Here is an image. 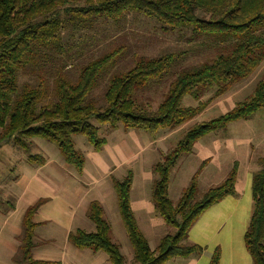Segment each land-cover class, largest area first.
I'll list each match as a JSON object with an SVG mask.
<instances>
[{
    "label": "trees",
    "instance_id": "16d2710c",
    "mask_svg": "<svg viewBox=\"0 0 264 264\" xmlns=\"http://www.w3.org/2000/svg\"><path fill=\"white\" fill-rule=\"evenodd\" d=\"M0 0V149L13 145L27 151L33 139L54 144L62 160L81 173L82 154L74 147L73 136L85 137L94 151L106 143L97 136L99 125L111 123L124 130H142L154 135L159 130L173 131L198 117L217 98L251 77L264 62V0ZM140 14L154 21L163 32H179L187 43H197L216 54L198 65L178 67L186 51L170 52L159 57H137L133 65L110 75L101 103L90 97L101 76L119 60L125 48L103 53L82 65L77 76L60 68L63 21L80 29H92L99 21L119 22L128 14ZM64 15V17L62 16ZM187 34V35H186ZM171 74L162 102L149 110L137 102L139 92L152 82ZM26 80L20 82V78ZM212 92L206 101L202 97ZM196 106H184L185 97ZM264 108V72L251 94L218 117L188 127L153 166L155 180L151 199L157 214L173 232L164 236L151 250L138 229L130 208L132 173L113 180L119 214L133 249L134 264H164L173 257L200 255L204 249L188 241V232L211 206L235 192L238 163L234 162L218 185L197 195V181L207 161L204 160L189 180L175 204L168 198L172 169L182 155L214 131L225 130L239 120H250ZM30 165L42 166L44 158L28 155ZM251 180L252 213L244 233V247L252 264H264V157ZM26 209L14 264H48L31 258L34 246L32 217L43 203ZM86 217L93 232L77 230L68 241L79 249L104 252L110 264H126L124 256L110 236V226L103 209L92 201ZM219 248L214 249L208 264H219Z\"/></svg>",
    "mask_w": 264,
    "mask_h": 264
},
{
    "label": "rangeland",
    "instance_id": "374dc122",
    "mask_svg": "<svg viewBox=\"0 0 264 264\" xmlns=\"http://www.w3.org/2000/svg\"><path fill=\"white\" fill-rule=\"evenodd\" d=\"M81 2L82 0L78 4L81 5ZM62 16L64 17V15ZM61 34L62 52L58 55L54 54L53 58L61 60L60 68L72 79L77 76L78 69L82 65L98 58L103 53L118 48V46L125 48L123 56L101 76L97 86L90 94V97L99 101V103H101L110 75L129 69L137 57L154 58L170 52L186 51L187 54L181 64L172 70L175 72L183 67L198 65L213 58L216 54L213 48L204 49L200 47V44L187 43L184 36L179 32H163L154 21L136 13L128 14L119 22L99 21L90 30L80 29L64 19ZM263 72L264 62L247 80L237 84L229 92L210 102L198 117L176 131L164 132L158 138L156 144L150 140L149 134L147 135L144 132L140 133L141 137L137 138L135 130L123 131L120 126L118 129H112L110 122L99 125L95 120H91V124L97 128V136L104 138L106 145L102 147L99 153H95L85 137L73 136L74 147L84 158V169L81 176L71 166L63 162L54 144L42 139H33L27 151L13 145L2 147L0 149V217L9 216L12 224L17 221L20 225L26 207L36 198L48 195L43 188L36 186V183L27 184L26 186V179L19 183L23 179V175L28 176L30 173L35 175L34 173L38 168V166L28 164V155H38L44 158L45 161L51 160L56 169L60 171L58 173L53 166L51 167L52 172L45 170L46 168L44 169L46 172L50 171L47 174L48 180H56L64 184L63 186L57 185L52 191L51 189L46 190L50 193L49 196L59 189L62 190V187L69 191L67 185L70 184V179L78 185V188L73 191L72 199L75 203L83 193L87 203L92 199H99L100 196L97 193L99 187L107 188V185L111 182V174L120 179L122 176L118 174V171L122 167L134 173L133 188H139V192L136 190L133 195H130L132 211L139 229L147 239L150 248L154 249L165 233L162 234V230L159 229L161 224L164 225V223L152 205L151 192H149L153 180L156 178L152 173L153 165L161 162L163 156L175 146L182 132L188 127L195 123L214 119L232 109L236 103L244 101L251 94ZM172 79V75L168 74L160 80L152 82L146 90L138 93L137 102L154 111L162 102L163 95L167 92ZM25 80L24 77L20 78V82ZM211 96L212 92L206 93L201 100L206 101ZM183 105L196 106L197 103L186 96ZM262 157H264V108L259 110L250 120H239L228 124L225 130L208 134L196 142L189 154L182 155L170 173L168 198L173 204L177 202L192 175L204 160L207 163L198 177V196L202 195L207 189L221 183L233 163L237 162L235 199L241 200V205L245 202L252 204L250 197L251 180L259 169L257 161ZM49 164H51L50 161ZM66 172H72V174ZM78 180H80V183ZM146 184H149V191ZM148 193L149 201L147 202ZM139 195H142L144 200H139ZM53 199L52 204H46L39 209L37 219H57L61 217L58 201ZM106 200L104 214L110 226L111 240L120 247V251L125 255L126 264H134L126 256L125 244L127 243L130 246L131 244L119 214L112 186L111 190L107 192ZM107 210H109L108 213ZM62 216L65 217V215ZM86 221L92 226L91 231H93L94 225L88 219ZM152 224H155L158 228L156 227L157 231L150 235L148 230L152 228ZM166 228L168 232L171 231L168 227ZM114 229L117 231V237L113 233ZM10 231L9 228L1 227L0 224V240L9 238ZM40 232H35L34 246L40 245L44 241ZM42 232L44 235L46 233L51 234L55 237L58 245L62 244L63 230L57 225V220L46 221ZM59 248H62V245ZM57 252L58 255H53L54 257H59L60 252ZM82 254L83 258H86L85 254H89V251H81L80 256Z\"/></svg>",
    "mask_w": 264,
    "mask_h": 264
},
{
    "label": "crops",
    "instance_id": "0c3cea01",
    "mask_svg": "<svg viewBox=\"0 0 264 264\" xmlns=\"http://www.w3.org/2000/svg\"><path fill=\"white\" fill-rule=\"evenodd\" d=\"M132 130L136 131L135 135L137 138L141 137L140 133L144 132L142 130H136V129H132ZM176 130H173V131H176ZM123 131H125V130L123 129ZM173 131L159 130L154 135H150L147 132H144V133H146L147 135L149 134L148 136L150 137V140L152 142H154V144H156V142H158L157 140H159L158 138H160V136L164 132L169 133V132H173ZM105 145H106V143L103 146H105ZM101 149L99 151H94V150L93 151L95 153H99L101 151ZM49 161L51 164H49ZM49 161H45L42 166H38L36 173H34L35 175H32V173H30L28 176H26V174H25L22 177L23 179H21L19 181V183H20V182L25 181V179H26V186H27V184L32 185V184L36 183V186L43 188L45 190L46 194H48V195H44V197H39L38 199L36 198L35 200H33L30 203L29 206L26 207V209H27L28 207L33 206L34 204H36L40 200L44 201L32 217V222L35 224L34 237L36 235L35 232L37 233L38 231H41L40 232L42 235L41 238L44 240L40 243V245L32 247V249H31L32 260L44 261V262H48V264H110L109 258L104 252L99 251V252L94 253L89 249L76 248L72 244L69 243L68 235L72 232L77 231V230H81V231L86 232V233L94 231V227H93V231H91L92 226H90V224H88V222L86 221V219H88L86 217L87 209L89 207V204L92 201H97L101 205V207L103 209V214H104L105 205H106V201H107L106 200L107 192H109L111 190V186L113 188V185H112L113 180H121L128 172H130V173H132V183H131V187H130L129 200L131 199L130 195H133L134 191L136 192V190H138V192H139V188H136V189L133 188L134 173L129 169H123L121 167L118 171V174L122 176L120 179L116 178L113 174H111L110 175V178H111L110 181L111 182H110V184L107 185V188L105 189L101 186L99 187L98 192H97L100 196L99 199H92L89 203H87L85 201L84 193H83L82 195L79 196V198H77L78 201H77V203H75L73 201L72 197H73V191L75 190V188H78V185H76V183H74L71 179H70V184L68 183V185H67V187H69V191H67L64 187H62V190L59 189V190H57L56 193H54V194L51 193V195L49 196L50 193H48L46 190L51 189V191H52L54 189V187H57V185H61V186L64 185L63 182H58L56 180L55 181L48 180L47 174L50 171L51 172L53 171V169L51 167L53 166L56 169L54 164H52L53 161H51V160H49ZM44 169L50 170V171L46 172V171H44ZM83 169H84V165H83ZM83 169H82L81 173H77V171L75 169L74 170L78 175L81 176L83 173ZM57 171H58V173H60L59 170H57ZM64 171H66V170H64ZM66 173L72 174V172H70V173L66 172ZM152 173H153V170H152ZM153 175H154V173H153ZM56 176H57V174H56ZM52 180H53V178H52ZM78 182L80 183V180H78ZM146 186L148 187L149 184H146ZM149 190H150V188L148 189V191ZM149 192L152 193V187H151V190ZM167 193H168V191H167ZM233 196H234V194L231 196H227L222 201H220L217 204L208 208L206 211H204L202 213V215L197 219V221L190 228V230L188 232V241L190 243L198 245L204 249V251L200 255H190V256L184 257V258L173 257V258H170L169 260H167L164 264H208L210 257H211V254L214 251V249H216V248H219V251H220V262H219V264H252L251 258L248 255V253L246 252V249L244 247L243 236H244V233H245V231L249 225V221H250V217H251V213H252L251 207H253V204H250L249 202H245V203H243V205H241L240 204L241 200L235 199L236 198L235 196H234V198H232ZM115 197H116V194H115ZM250 197H251V191H250ZM138 198H139V200H144L143 199L144 197L142 195H139ZM147 198H148V200H147V202H148L149 201V193H148ZM52 199L58 201V206L61 209V214H60L61 217L57 216V217H59L57 219H37V213H38L39 209L46 204H50V203L52 204L53 203ZM83 202H85V203L83 204ZM151 202H152V199H151ZM249 204H250V207H249ZM130 208L132 210L131 202H130ZM26 209H25V211H26ZM25 211H24V213H25ZM106 212L108 213L109 210H107ZM24 213H23V215H24ZM132 213H133V211H132ZM62 215H65V217H63ZM133 215H134V213H133ZM104 218H105V214H104ZM22 219H23V217L21 218V222L19 225V223L17 221H16V223L12 224L11 218L9 216L0 217L1 227L9 228L11 230L9 238L0 240V264H14L12 261V258L18 252V247L20 244V242L18 240H20V236L22 233ZM134 219H135V217H134ZM52 220L53 221L57 220V225H59V227L63 230V232H62V236H63L62 244L58 245L54 236H52L51 234H48L46 232H44V233H46L44 235L42 232V228H44L46 221H52ZM106 221H107V219H106ZM135 221H136V219H135ZM162 221H163V219H162ZM148 222H149V220H148ZM163 223H164V225H166L164 221H163ZM164 225L161 224V227H159V229H161L163 232L162 234L165 233L164 236H166V235L172 233V231H173L172 228H170L167 225L166 226H164ZM137 226H138V224H137ZM156 227L157 226L155 224H152V228L148 230V233L150 235H153L157 231L158 227L157 228ZM166 227H168L171 231L168 232V229ZM71 229H74V230H71ZM138 229H139V227H138ZM87 231H89V232H87ZM139 231L141 232L140 229H139ZM113 233L116 237L118 236L117 231L115 229L113 230ZM141 234H142V232H141ZM142 236L144 237L143 234H142ZM145 240L147 241L146 238H145ZM147 243H148V241H147ZM60 245H62V248H59ZM68 246H70V247H68ZM148 246H149V244H148ZM130 247L131 246L128 245L127 243L125 244L126 256L128 257V259L132 260V258H133L132 248L130 249ZM149 248H150V246H149ZM84 250L89 251V254H85L86 258H83L84 257L83 254H82V256H80L81 251H84ZM151 250H153V249H151ZM57 251L60 252L59 257H54L53 255H58ZM121 254L124 256V259H125V255L123 254V252H121ZM89 259H90V263H89Z\"/></svg>",
    "mask_w": 264,
    "mask_h": 264
}]
</instances>
